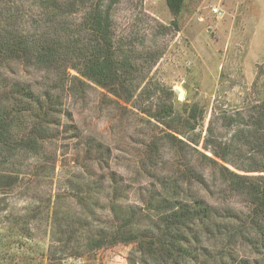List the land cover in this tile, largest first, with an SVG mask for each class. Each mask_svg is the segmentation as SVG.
I'll use <instances>...</instances> for the list:
<instances>
[{"label":"rangeland","instance_id":"rangeland-1","mask_svg":"<svg viewBox=\"0 0 264 264\" xmlns=\"http://www.w3.org/2000/svg\"><path fill=\"white\" fill-rule=\"evenodd\" d=\"M95 7L123 88L65 52ZM0 35L63 44L52 67L0 56V263L264 264V0H0Z\"/></svg>","mask_w":264,"mask_h":264},{"label":"trees","instance_id":"trees-1","mask_svg":"<svg viewBox=\"0 0 264 264\" xmlns=\"http://www.w3.org/2000/svg\"><path fill=\"white\" fill-rule=\"evenodd\" d=\"M166 5L173 15H178L182 9L183 0H166ZM84 24L88 26L90 31L91 39L94 41L93 44L78 45L74 46L73 41H65V52L69 55H76L81 64L79 72L90 79L97 85L109 88H113L117 83H122L124 80L119 79L118 73L125 72L129 73L130 63L124 59L119 60L116 57L115 49L112 41V32L110 19L107 13L101 11L98 7L88 11L85 18ZM2 39L0 35V56L10 58L27 56L32 57L37 62L46 65L47 67L54 66L58 63L56 54L60 51L63 44L58 41L55 37H44L42 41L37 42L29 46L27 39L23 36H5ZM115 84V85H114ZM123 88L124 85H117ZM25 95L29 100L34 101V105L31 108V113L34 118L43 113L45 117L49 116L50 111L54 110L52 107L49 109L41 100L40 96L34 95L32 91L26 90L25 88L18 89L17 93ZM49 95H47V99ZM35 110V111H34ZM48 110V111H47ZM47 115V116H46ZM11 123L9 122V116L5 113L0 114V138L4 139L8 135ZM251 195L253 196V204L258 208V212L264 211V182L257 181L252 184ZM186 210L192 212L195 210L188 208L186 205L177 207V210ZM191 209V210H190ZM176 213V212H175ZM3 231V232H2ZM8 235L0 228V252L5 248V242H2ZM15 240V239H14ZM7 243H10L6 241ZM1 261V260H0ZM3 264V263H0Z\"/></svg>","mask_w":264,"mask_h":264},{"label":"water","instance_id":"water-1","mask_svg":"<svg viewBox=\"0 0 264 264\" xmlns=\"http://www.w3.org/2000/svg\"><path fill=\"white\" fill-rule=\"evenodd\" d=\"M180 87H181V86H176L175 89H176V91H177V93H178L179 95H183L184 93H181ZM182 89H183V88H182ZM183 91H184V89H183Z\"/></svg>","mask_w":264,"mask_h":264},{"label":"built area","instance_id":"built-area-1","mask_svg":"<svg viewBox=\"0 0 264 264\" xmlns=\"http://www.w3.org/2000/svg\"><path fill=\"white\" fill-rule=\"evenodd\" d=\"M213 12H215L216 14H220V9L218 7H213Z\"/></svg>","mask_w":264,"mask_h":264},{"label":"bare ground","instance_id":"bare-ground-1","mask_svg":"<svg viewBox=\"0 0 264 264\" xmlns=\"http://www.w3.org/2000/svg\"><path fill=\"white\" fill-rule=\"evenodd\" d=\"M180 90H181V93H184V91H183L182 87H180Z\"/></svg>","mask_w":264,"mask_h":264}]
</instances>
